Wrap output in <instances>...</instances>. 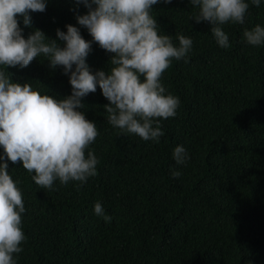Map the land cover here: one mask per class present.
I'll return each mask as SVG.
<instances>
[{
	"label": "trees",
	"instance_id": "1",
	"mask_svg": "<svg viewBox=\"0 0 264 264\" xmlns=\"http://www.w3.org/2000/svg\"><path fill=\"white\" fill-rule=\"evenodd\" d=\"M247 2L244 24L222 26L227 49L210 22L192 19L198 9L190 0L153 5L161 34L176 46L179 34L193 40L187 62L173 60L162 77L180 106L160 120L159 143L110 125L103 108L109 101L97 86L79 109L99 132L89 149L99 160L97 175L83 185L57 180L52 190L41 189L22 162L8 161L26 209L17 264H264V45L243 39L245 29L264 26V0L259 7ZM87 11L74 0H48L44 12L30 13L31 26L18 20L25 38L40 29L56 39L57 28L73 24L91 41L76 19ZM112 55L93 42L90 70H107ZM5 71L44 94L71 95L69 75L43 57ZM177 145L189 157L183 165L173 159ZM97 201L110 222L94 213Z\"/></svg>",
	"mask_w": 264,
	"mask_h": 264
},
{
	"label": "clouds",
	"instance_id": "2",
	"mask_svg": "<svg viewBox=\"0 0 264 264\" xmlns=\"http://www.w3.org/2000/svg\"><path fill=\"white\" fill-rule=\"evenodd\" d=\"M47 2L0 0V264H17L14 255L23 251L26 240L23 193L9 173L8 161L22 162L41 189L52 190L57 180L61 185L70 181L83 185L97 175L99 160L89 149L99 132L96 123L79 110L85 107L82 98L95 93L97 86L109 101L103 108L110 125L123 134L159 143L164 135L160 120L175 117L180 106L178 97L166 94L162 77L173 60L187 62L193 47V40L183 34L178 35L176 46L170 35L160 33L152 15L159 0H74L88 9L76 19L88 30L91 41L73 24L66 25V32L57 28L56 39L40 29L25 38L18 16L31 26L30 13L44 12ZM250 2L256 7L261 4V0ZM190 4L198 9L192 19L210 22L217 44L225 49L231 45L222 26L244 24L250 6L247 0H190ZM243 39L252 46L264 45V26L245 29ZM93 42L113 54L107 70H90L87 57ZM37 57L47 59L51 69L63 68L69 75L71 95L44 94L30 82H15L6 74L5 69L25 68ZM172 155L177 165L189 159L182 145ZM171 175L179 178L181 172ZM94 213L111 221L99 201Z\"/></svg>",
	"mask_w": 264,
	"mask_h": 264
}]
</instances>
